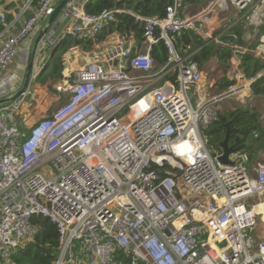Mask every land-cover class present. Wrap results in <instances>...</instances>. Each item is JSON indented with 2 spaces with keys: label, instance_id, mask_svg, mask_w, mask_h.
I'll return each instance as SVG.
<instances>
[{
  "label": "built area",
  "instance_id": "2783aa9c",
  "mask_svg": "<svg viewBox=\"0 0 264 264\" xmlns=\"http://www.w3.org/2000/svg\"><path fill=\"white\" fill-rule=\"evenodd\" d=\"M5 1L0 77L59 0H39L15 34ZM87 1L63 9L58 20L66 29H48L45 51L66 35L97 41L121 22L118 13L135 16L143 37L138 42L134 32L118 29L115 42L58 87L65 100L33 123L28 116L24 129L23 96L0 108V264H12L37 233L33 218L40 215L57 226L53 264H264V237L256 234L264 224V156L253 174L245 152L233 153L232 165L213 155L206 131L224 98L206 92L193 104L189 88L201 99L204 73L190 55H178L171 35L191 29L220 41L237 23L231 8L241 13L257 0H206L191 15L183 13L186 0H173L162 17L114 8L92 13ZM161 39L171 59L157 68L151 51ZM261 41L253 53L264 61V35ZM220 43L237 59L244 51L237 42Z\"/></svg>",
  "mask_w": 264,
  "mask_h": 264
},
{
  "label": "trees",
  "instance_id": "16d2710c",
  "mask_svg": "<svg viewBox=\"0 0 264 264\" xmlns=\"http://www.w3.org/2000/svg\"><path fill=\"white\" fill-rule=\"evenodd\" d=\"M60 1V0H59ZM58 1V3H59ZM173 0H88L85 9L88 12L98 13L104 8L125 9L133 13L144 16L162 17L166 13V7ZM197 3H204L206 0H186ZM185 1V2H186ZM38 6L39 0H33ZM121 22L117 25L121 32L132 31L138 42L143 37V25L135 21V16L130 13H118ZM246 22H237L226 33L219 37L220 41L237 42L244 45L243 34ZM2 26L0 25V31ZM260 33H264V26L260 28ZM174 47L179 56L190 55L191 61L198 62L202 67L213 56L226 63L232 57L233 50L228 45H222L220 41L204 40L199 34L191 29H183L180 33H172ZM100 38L104 37L102 33ZM259 42V41H258ZM258 42L250 45L249 50L240 51L239 67L242 69L247 80H252L251 89L255 96H264V61L257 57L253 50ZM75 45H82L85 49L92 48L93 41L76 39L72 35H66L54 50L49 62L39 71L35 81L41 84L49 80L57 81L63 78L65 69L64 56L70 48ZM152 56L157 62V68L166 64L171 59V53L163 39L153 46ZM177 71L172 74V79L177 78ZM168 76V75H167ZM231 80L227 77L223 79L220 87L225 90L231 86ZM261 113L252 109L249 105H240L236 109L225 112L219 111L217 118L211 122L207 129V134L214 136L215 143L219 145L227 132V126L231 129L229 144L235 147L242 146L241 152L248 154L249 160L256 158L264 150V126L260 123ZM24 129V125H21ZM34 224L38 227L37 233L26 243L19 247L17 253L12 256V264H53L58 256V231L57 226L50 218L34 216Z\"/></svg>",
  "mask_w": 264,
  "mask_h": 264
},
{
  "label": "rangeland",
  "instance_id": "374dc122",
  "mask_svg": "<svg viewBox=\"0 0 264 264\" xmlns=\"http://www.w3.org/2000/svg\"><path fill=\"white\" fill-rule=\"evenodd\" d=\"M263 3L264 0H257L255 7L248 13L250 16L248 15L247 18L245 16L246 19L243 20L244 22H246L244 23L246 29V35L250 34L249 38L251 44L256 43L258 41H259L258 45L261 43L260 41L262 36L259 35L260 32L258 29H260L259 27L261 25H264V16H262V10L264 9ZM230 11L235 15L234 19L240 16V12L238 13V11L235 10L234 8H231ZM23 53H24L23 59L25 61V69L23 70V75H20V79H21L20 86L23 84V80L26 72V64L28 60V52L27 54L26 52ZM51 54H52V50L48 49L47 63L51 58ZM229 64L230 66L227 65L226 63L220 62L216 58H212V60L210 59L201 67L205 75L203 79L206 84L204 87L205 90L202 91L201 99H196L194 96V91L191 88H189V93L192 97L193 104L196 105L199 102H204L207 96L206 92H208L210 96H218L220 94L230 91L232 86H236L241 89L215 104L217 108L216 109L217 113L219 111L225 112L228 110L236 109L240 105H249L252 109L256 110L257 112L258 110L260 111L264 110V98L254 96L253 94H251V91L247 88V85L249 82H251V80H247L245 76H241L240 71L242 69L236 66L235 61L230 60ZM65 69L67 68L65 67ZM65 69L63 71H65ZM237 72H238V76H240L238 77V79L237 77H235ZM69 75H71V73ZM230 75L233 77L232 79L236 80V83L229 86L227 89L225 88L224 90L220 87L221 82L225 77L229 78ZM35 79L36 78H34L29 91L26 92L24 95H22L23 106L18 113V122L20 123V125H23V120L30 115H32V117L29 123H33L34 121L40 119L41 117L50 114L54 108L59 106L65 100V96H62V94L58 90V87L61 86L63 83L67 82L68 76L66 78L63 77L62 79L57 81L49 80L45 84L36 82ZM229 79L231 80V78ZM243 89H245V91H243ZM207 140H208V146L211 149V151L219 152V146L215 143L214 136L207 134ZM258 207L259 210H263L261 206ZM245 232L249 235H253V230L246 229Z\"/></svg>",
  "mask_w": 264,
  "mask_h": 264
},
{
  "label": "crops",
  "instance_id": "0c3cea01",
  "mask_svg": "<svg viewBox=\"0 0 264 264\" xmlns=\"http://www.w3.org/2000/svg\"><path fill=\"white\" fill-rule=\"evenodd\" d=\"M76 1L83 2L85 0H76ZM205 2L204 3L203 2L197 3L194 1H186L184 3V7L182 9L183 13L186 15H191V14L196 13L197 11H199L202 8V6L205 4ZM5 5L9 11L8 19L12 23V27H11V30L9 32L10 34H15L19 29H21V27L25 24L26 20L34 14V12L37 8V6L32 3L29 6V8H27L23 12L24 7L26 5V0H6ZM263 6H264V3H263ZM254 7L255 6H253V8ZM253 8L241 12L240 16L236 20H234V22H243V20H245L248 17V15H249L248 13ZM263 12H264V9L262 10V16H264ZM245 16H246V18H245ZM251 24H252V21H251ZM262 26H264V25H261L259 28H261ZM65 29H66L65 25L61 24L58 28V33H60L61 31H64ZM258 30L260 32V29H258ZM103 33H104V37L103 38L99 37L97 41H93L92 48H90V49H85L82 45H75L68 50V52L64 56L65 67L67 69H65V71H63V77L66 78L74 70L80 68L82 65L89 62L94 57L95 53L99 49L104 48V47H108L110 43L115 42V40L117 38L118 27L116 25H114L111 29H109L107 31H103ZM249 35H246V29H245V32L243 34V39L245 40V44L241 45L244 51L249 50L250 45L253 44V43L251 44ZM259 35L263 36L264 33H260ZM31 39L23 41V43L21 44L20 49H19L20 55L18 54L15 57V60L9 65V67L3 72L2 76L0 77V97L5 96L6 94H9L12 91H14L20 87V83H21L20 82V80H21L20 75H23V70L25 69V61L23 59V56H24L23 52H26V54H27V52L29 51ZM260 42H262V41H260ZM1 44H2V39H0V46H1ZM46 55H47V51H45L43 49L42 45L40 44L38 46V56H37V59L35 61L37 67L39 68L37 73H39L40 69H42L44 67L43 66L44 65V57ZM212 58L217 59L216 56H213ZM212 58H211V60H212ZM230 60H234L236 63V66L239 68V65H240V59L239 58L237 59V57L235 55L228 58L226 61V64L229 66H230V64H229ZM240 72H241V76H245V74L243 73L242 70ZM204 77H205V75H204ZM235 77H237V79H238V77H240V76H238V72L236 73ZM229 78L232 79L233 77L230 75ZM251 82H252V80H251ZM251 82L248 83L247 88L251 91V94H253L252 89H251ZM204 85H206L205 82H204ZM244 86H246V85H244ZM243 91H245V89H243ZM257 97L264 98L263 95H259ZM258 112L261 113L260 123L262 126H264V110H262V111L258 110ZM263 156H264V150L261 151V153L256 158H254L250 161L249 167H250V170L253 174L255 173V169H256L257 165L260 163V161L262 160ZM261 226L264 227V224L260 223L259 227L257 228V231H256V234L259 238L264 237V228Z\"/></svg>",
  "mask_w": 264,
  "mask_h": 264
},
{
  "label": "water",
  "instance_id": "95a60500",
  "mask_svg": "<svg viewBox=\"0 0 264 264\" xmlns=\"http://www.w3.org/2000/svg\"><path fill=\"white\" fill-rule=\"evenodd\" d=\"M73 0H60L59 3L55 6L53 12L45 19V21L42 23L39 30L35 33L33 38L30 42V47L28 51V60L26 64V72L23 80V84L16 90L12 91L9 94H6L5 96L0 97V108L8 105L15 99L21 97L23 94L29 91L31 88L32 82L34 78L37 76L38 67L36 65V59L38 56V46L40 45L43 36L48 31L50 27H53L54 29H58L60 26V22L58 20L61 12L63 9ZM55 50V49H54ZM54 50H52V54L54 53ZM47 63V55L44 57V65ZM118 63V59L115 61V64ZM42 66V67H43ZM41 70V69H40ZM231 83L235 84L236 80L231 79ZM233 91H228L226 93H223L220 98L228 97L229 95H232ZM227 126V132L222 141H220L219 145L221 147L222 153L218 155L217 152H213L214 156H217L218 160L225 165H232L234 164V160L231 158V155L233 153L239 152L242 150V146H232L229 144V136L231 134V129Z\"/></svg>",
  "mask_w": 264,
  "mask_h": 264
},
{
  "label": "bare ground",
  "instance_id": "6f19581e",
  "mask_svg": "<svg viewBox=\"0 0 264 264\" xmlns=\"http://www.w3.org/2000/svg\"><path fill=\"white\" fill-rule=\"evenodd\" d=\"M262 52H264V51H262ZM232 61H234V60H232ZM259 206H261L262 208H263V210H264V203H262L261 205H259ZM258 209H259V207H258ZM264 221V220H263Z\"/></svg>",
  "mask_w": 264,
  "mask_h": 264
}]
</instances>
